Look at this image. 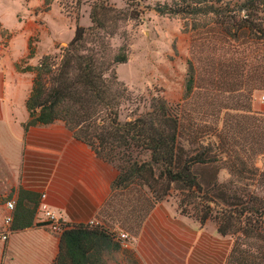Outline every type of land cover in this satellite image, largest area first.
Here are the masks:
<instances>
[{
  "label": "trees",
  "instance_id": "1",
  "mask_svg": "<svg viewBox=\"0 0 264 264\" xmlns=\"http://www.w3.org/2000/svg\"><path fill=\"white\" fill-rule=\"evenodd\" d=\"M263 7L264 0H243L236 6L224 0H173L157 4L155 10L192 19L189 26L197 32L236 42L249 36L264 44ZM132 17L105 0H96L90 5L89 26L75 24L72 38L58 55L46 54L36 66L26 67L33 76L25 100L24 131L61 121L97 157L111 163L117 175L98 212L112 208L115 196L127 193L129 206L121 210L133 213L135 233L153 208L176 191L182 215L194 217L200 225L213 219L221 236L233 238L225 264H263L264 127H259L262 135L251 142L244 162L229 133L199 135L198 126L190 130L178 109L162 97H153L143 114L121 120L120 106L128 90L115 67L127 61V46L112 52L110 39L119 24ZM186 75L185 95H189L194 88L191 63ZM255 78V74L250 78L251 90ZM248 111L253 113L251 107ZM221 169L229 174L225 181L218 179ZM38 201V193L17 190L11 231L41 225L34 222ZM114 253L123 264H140L109 228L98 223L65 224L53 264H108Z\"/></svg>",
  "mask_w": 264,
  "mask_h": 264
},
{
  "label": "rangeland",
  "instance_id": "2",
  "mask_svg": "<svg viewBox=\"0 0 264 264\" xmlns=\"http://www.w3.org/2000/svg\"><path fill=\"white\" fill-rule=\"evenodd\" d=\"M94 1L50 0L51 3L46 5L44 0H0V64L5 70L6 82L17 83L20 87V97L27 87V79L22 82L17 76L10 77L13 64L21 72H30L25 70L26 67L36 66L42 56L58 55L60 47L72 38L75 24L90 25L89 10ZM105 1L133 14L132 18L119 24L118 32L110 39L112 52L122 44L127 46V61L115 67L118 80L128 90V98L120 106V119L143 114L153 97H162L178 109L190 130L198 126L199 135H214L220 130L229 133L228 138L234 142L232 145L240 149L244 162H248V147L255 137L262 135L260 129L264 127V102L261 101L264 95V44L250 40L249 36L236 42L220 34L197 32L189 26L192 19L161 15L155 10L157 4H171L173 0ZM224 1L236 6L243 0ZM54 38L64 41L54 45ZM36 47L38 55L51 49L39 57L35 53ZM189 63L194 67V88L185 95ZM254 74L255 89L251 90L250 78ZM20 103L19 98L17 105ZM250 107L254 114L248 111ZM228 178L227 169H221L219 181ZM127 196V193L115 196L112 208L97 212L95 224L109 228L116 235L125 233L124 240L120 235L119 238L129 244L140 229L135 233L134 222L130 220L133 213L121 210L122 206H129ZM8 199H13L12 193L0 197L1 202ZM177 199V192L172 191L155 206L156 211L174 216L172 227L188 230V233L194 228H204L205 235L214 230L213 219L200 225L194 217L182 215L176 205ZM227 237L226 242L232 243L233 238ZM185 239L188 244L191 242L190 235ZM214 243L217 247L218 243ZM251 250L256 251L255 248ZM108 264L123 263L114 253Z\"/></svg>",
  "mask_w": 264,
  "mask_h": 264
},
{
  "label": "crops",
  "instance_id": "3",
  "mask_svg": "<svg viewBox=\"0 0 264 264\" xmlns=\"http://www.w3.org/2000/svg\"><path fill=\"white\" fill-rule=\"evenodd\" d=\"M61 41L64 40L54 38L53 44ZM50 49L42 54L49 53ZM15 76L22 82L27 79L21 97L17 83L6 82L5 70L0 64V197L12 193L15 200L17 190L24 188L38 193L39 200L44 193L50 210L66 225L95 220L117 169L97 157L61 121L31 126L24 131L22 123L28 117L25 100L32 74L17 70L13 64L10 77ZM156 210L155 207L151 211L139 233L125 247L134 252L140 264H225L233 243L226 242L229 237L221 236L216 227L209 235H205L204 228H194L188 233L172 227L173 215ZM6 213L5 202L0 201V264H53L59 251L60 234L40 220L37 208L34 222L41 225L12 231L3 239ZM187 235L191 236L189 244ZM220 240L225 242L222 244ZM213 242L218 243L217 247Z\"/></svg>",
  "mask_w": 264,
  "mask_h": 264
},
{
  "label": "built area",
  "instance_id": "4",
  "mask_svg": "<svg viewBox=\"0 0 264 264\" xmlns=\"http://www.w3.org/2000/svg\"><path fill=\"white\" fill-rule=\"evenodd\" d=\"M261 101L264 102V95L261 96ZM5 206L7 209V213L4 216L3 219V226L4 230L2 232V238L5 239L7 235H9L11 231V223L13 220V210L15 207V200L14 199H8L5 201ZM37 212L41 215L40 220L46 224V226L53 232L59 233L63 230L65 227V223L61 221L59 217H57L49 208L48 204L45 201V194L42 193L40 195V200L37 205ZM88 224L94 225L95 220L91 219L87 222ZM120 238L124 240L126 238L125 233H120ZM122 246L126 247L127 242L122 241Z\"/></svg>",
  "mask_w": 264,
  "mask_h": 264
}]
</instances>
